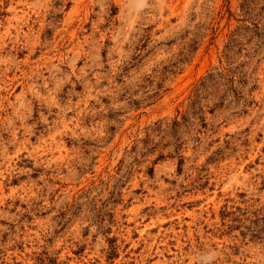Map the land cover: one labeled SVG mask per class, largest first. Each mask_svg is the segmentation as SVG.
I'll return each instance as SVG.
<instances>
[{
    "label": "rangeland",
    "instance_id": "rangeland-1",
    "mask_svg": "<svg viewBox=\"0 0 264 264\" xmlns=\"http://www.w3.org/2000/svg\"><path fill=\"white\" fill-rule=\"evenodd\" d=\"M0 264H264V0H0Z\"/></svg>",
    "mask_w": 264,
    "mask_h": 264
}]
</instances>
